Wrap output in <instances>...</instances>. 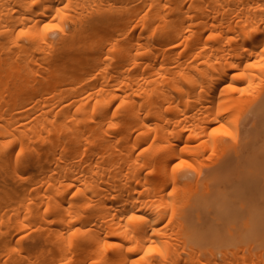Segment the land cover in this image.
<instances>
[{
  "label": "bare ground",
  "instance_id": "6f19581e",
  "mask_svg": "<svg viewBox=\"0 0 264 264\" xmlns=\"http://www.w3.org/2000/svg\"><path fill=\"white\" fill-rule=\"evenodd\" d=\"M260 165L264 0H0V264H264Z\"/></svg>",
  "mask_w": 264,
  "mask_h": 264
},
{
  "label": "rangeland",
  "instance_id": "374dc122",
  "mask_svg": "<svg viewBox=\"0 0 264 264\" xmlns=\"http://www.w3.org/2000/svg\"><path fill=\"white\" fill-rule=\"evenodd\" d=\"M262 168H263V169H262ZM256 171H257V172L259 173V175H260V176H258L259 179H261V178H262L261 176H262V175L264 176V166H263V165L258 166V168H257ZM260 171H261V173H260ZM257 179H258V178H257ZM259 191H260V190H256L257 195H255L256 193L254 194V195L256 196V198L253 197V198H254L253 201H256V200H257L258 202H262V201L264 200V199H263V198H264V191H261V192H259ZM258 193H259V194H258ZM258 195H262L263 197H262V196H258ZM259 197H261L262 199L259 198ZM260 199H261V201H260ZM263 211H264V209H261L260 212L263 213ZM260 222H261V221H260ZM260 225H261V224H260ZM219 235H221V236H223V237H225V238L228 237V234H223V235H222V234H219Z\"/></svg>",
  "mask_w": 264,
  "mask_h": 264
}]
</instances>
